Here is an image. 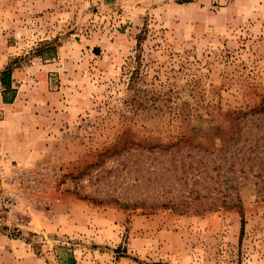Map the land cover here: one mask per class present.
I'll list each match as a JSON object with an SVG mask.
<instances>
[{"label":"rangeland","instance_id":"rangeland-1","mask_svg":"<svg viewBox=\"0 0 264 264\" xmlns=\"http://www.w3.org/2000/svg\"><path fill=\"white\" fill-rule=\"evenodd\" d=\"M9 64L0 264H264V0H0Z\"/></svg>","mask_w":264,"mask_h":264},{"label":"trees","instance_id":"trees-1","mask_svg":"<svg viewBox=\"0 0 264 264\" xmlns=\"http://www.w3.org/2000/svg\"><path fill=\"white\" fill-rule=\"evenodd\" d=\"M12 79H13L12 78V67H11V64H9L8 66H6L5 69L0 71V80L5 87V90H11V91L15 92L16 91L15 88L12 87ZM13 95H12V97H9V98H7L6 95L5 96L3 95V100L5 102H10L14 98ZM254 111L263 112L264 111V105L256 107L254 109ZM243 115H246V114H243ZM174 143H178V141L174 142ZM246 159L248 161H250V163L256 162L258 164V167L261 168L259 175L264 176V174L262 173V167L264 166V153L263 152L255 151L254 155L248 154L246 156ZM207 170H208V167H207ZM201 175H202V173L199 174V176H201ZM195 181H199V177H195ZM194 190H196V189H194ZM198 192L199 191H196V193H198ZM235 204H238V203H230V202H227L225 200H222V201L210 200V201H196L195 202V200L190 199V200L177 201V202H173V203H167L166 205H168L170 207L179 208L183 212L184 211L185 212L196 211V212L201 213V212L212 211V210L218 209L221 206H231V205H235ZM240 207H241V205H240ZM244 224H245V220L242 219L241 233L244 232ZM75 261H76L75 258L72 257L70 260V264H74Z\"/></svg>","mask_w":264,"mask_h":264},{"label":"built area","instance_id":"built-area-1","mask_svg":"<svg viewBox=\"0 0 264 264\" xmlns=\"http://www.w3.org/2000/svg\"><path fill=\"white\" fill-rule=\"evenodd\" d=\"M0 155H1V148H0ZM4 181H5V179H4V170H3L2 165L0 163V187L3 186Z\"/></svg>","mask_w":264,"mask_h":264}]
</instances>
